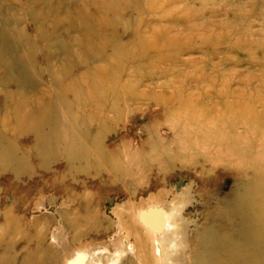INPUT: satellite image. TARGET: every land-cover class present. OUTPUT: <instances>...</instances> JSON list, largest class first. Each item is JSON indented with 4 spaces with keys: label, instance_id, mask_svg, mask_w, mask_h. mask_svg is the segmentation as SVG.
Returning <instances> with one entry per match:
<instances>
[{
    "label": "bare ground",
    "instance_id": "6f19581e",
    "mask_svg": "<svg viewBox=\"0 0 264 264\" xmlns=\"http://www.w3.org/2000/svg\"><path fill=\"white\" fill-rule=\"evenodd\" d=\"M38 1L0 0V175L10 172L19 181L35 172L36 166L48 169L59 163L43 190L56 195L50 200L52 205L66 200L57 213L63 229H70L76 239L93 235L102 215L95 199L98 195L86 189L92 183L102 189L122 184L134 196L137 191H133V186L138 178L146 179L140 168L146 164L129 155L133 148L128 141L127 155L108 143L106 134L111 122L106 120V113L121 116L127 112L129 102L147 98L149 95L137 88L160 71L166 78L162 84L166 92L151 96L159 105H173L165 113L178 118L167 123L189 138L188 143L192 144L184 148L185 152L192 157L203 156L202 165L209 163L212 168L235 166L246 177L241 178L229 201L204 218L187 260L176 252L177 230H171L181 218L176 209L151 208L143 212L140 220L145 232H138L135 238L138 250H145L139 254L141 264H158L151 249L164 264H264V58L257 63L261 74L242 82L255 91L248 94L233 90L234 74L223 69L227 59L212 65L211 57L216 54L210 52L203 65L211 73L208 92L195 96L188 93L192 79L173 69L179 62V50L191 39L188 35H173L174 27L148 26L146 32L133 30L128 42L120 40L117 17L126 15L128 8L141 14L142 4L135 0H88L99 7L95 17L83 9L74 14L69 0H48L43 6ZM146 1V8L156 13L159 5ZM102 10L106 11L104 16L100 15ZM17 11L23 12L20 19L13 13ZM61 11L67 14H58ZM184 11L187 16L182 20L190 34L203 31L204 41L207 45L213 43V47L221 40L214 34L205 38L208 26L194 25L192 20L199 12L190 8ZM65 23L69 25L63 33L70 41L64 44L66 38L62 39L59 30ZM25 24L35 33L20 28ZM245 45L251 47L250 43ZM69 55L73 57L70 63L65 60ZM98 62L105 65L98 66ZM128 63L135 76L126 84L121 77L125 75L123 66ZM81 68H85V84L72 77ZM197 81L206 82L205 78ZM210 98L214 102L206 105L204 100ZM88 113L93 120L86 117ZM152 159L148 156L144 160ZM249 172L251 176L247 175ZM33 212L29 206L22 208L20 214L3 216L0 264L14 260L19 264H42L32 258L38 250L30 249L34 241L32 230L37 227L28 219ZM135 227L134 232L139 231L140 227ZM176 228L179 230V226ZM180 230L185 232V224ZM38 233L45 235L43 230ZM150 240H154L153 246ZM132 245L127 240L126 249L114 253L108 247L95 250L93 255L79 253L68 264H134L132 258H126Z\"/></svg>",
    "mask_w": 264,
    "mask_h": 264
},
{
    "label": "rangeland",
    "instance_id": "374dc122",
    "mask_svg": "<svg viewBox=\"0 0 264 264\" xmlns=\"http://www.w3.org/2000/svg\"><path fill=\"white\" fill-rule=\"evenodd\" d=\"M46 1L48 0H39L38 4L43 6ZM69 1H72L73 9L71 10L74 14L78 9H83L87 14L92 13L96 17L94 12H97L99 7L93 5L92 2L88 0ZM135 1L144 6L142 12L140 11L141 14L138 15L131 11L133 8H128L129 12L127 11L126 15L116 19L119 24L120 40L128 42L131 40L130 34L133 30L139 29L146 32L148 26L158 29L174 27L173 35L189 36L191 39H188L178 52L179 62L173 65L175 73H184L186 77L192 79L188 86V93L200 96L203 92H208L207 79L211 73L210 69L203 65L206 62V56L212 51L216 54L213 58L211 57L212 65L227 59L223 69L234 74H232L233 90L248 94L255 92L252 87L243 86L242 82L261 74L257 63L264 58V0H210L211 3L208 5L202 0H177L175 4H170L165 0H152L154 4L159 5L154 14L146 8V0ZM52 2L57 3L59 0ZM185 8L199 12L192 22L199 27L208 26L205 38H210L214 34L216 39H221L218 43H214V47L213 43L206 44L203 31L190 34V29L186 30L187 26L182 20L187 16ZM13 13L18 19L23 14L22 11ZM105 13L106 11L102 10L100 15L104 16ZM58 14L66 15L67 13L61 11ZM123 24L129 26L128 29H123ZM68 25L65 23L59 30L62 39L66 38L63 43L70 41L63 33ZM20 28L27 30L30 34L35 33L30 25L25 24ZM71 34L74 35V32ZM79 42L80 40L76 41V43ZM247 43H250L251 47L247 48L245 45ZM251 57L254 59L251 60ZM72 59L71 55L65 58L69 63ZM53 62L58 64L59 61ZM96 65L103 67L105 64L98 62ZM84 69L75 71L74 73L77 72L78 75L75 74L72 77L83 80L85 84L87 79L83 78ZM123 71L125 75L121 77V81L128 84L135 76L134 70L128 63L124 64ZM200 78H205L206 82L199 84L197 79ZM165 81L166 78L160 71L155 72L151 78L145 80L137 88L140 93L149 95L147 98L129 102L127 112L121 116L113 112L106 113V120L111 122L108 124L111 129L106 134L108 143L113 145L117 151L127 155L125 147L128 141L133 148V153L129 155L132 158L143 160L146 164L140 165L146 173V179L138 178L139 180L133 186V191H137L134 196H130L129 187L122 184L102 189L97 183H92V186L86 189V192L94 191L98 195L95 199L99 202V211L102 215L93 235L76 239L70 229H63V222L57 213L65 205L66 200H57L58 203L52 205L50 200L55 199L56 195L43 190V187L51 181L50 173L58 169L59 163L52 164L48 169L36 166L35 172L23 176L19 181H16L10 172H3L0 175V221L3 220L4 215L20 214L24 207L30 206L34 209V212L28 215V219L36 222L35 225L38 227L34 230L35 232L32 230L34 241L30 247L32 252L38 250L32 256L35 261H40L42 264H53V261L57 264H68L79 253L93 255L95 250L103 247H108L113 253L116 250H122L126 247L125 241L128 240L133 244V248L126 251V258H132L134 264H141L139 254H143L145 250H141L142 253L138 250L135 238L138 232H145L140 216L151 208L176 209V212L180 214L181 218L176 226H179V230L175 226L171 230H177L175 235L179 245L176 252L187 260L193 237L196 230L199 231L198 228L204 225L206 220L204 218L212 216L215 207L232 198L241 183V178L246 177V173L235 166L212 168L209 163L202 165L203 156L192 157L190 153L185 152L184 148L192 144L188 143L189 138L182 136L180 129L173 128L167 123L178 118L177 115L165 113L166 109L173 105H159L153 99L155 97H152L154 94L157 96V94L166 92L162 89ZM255 84L259 85V81ZM41 88H45V85ZM204 102L206 105H211L214 100L210 98ZM86 117L93 120V115L90 113ZM239 131L243 132V129ZM148 156L153 159L144 160ZM247 175L251 176V173ZM183 224L186 226L185 232L180 230ZM135 226L140 227L139 231L134 232L137 228ZM42 230L45 231L44 236L38 233ZM150 243L153 246L154 240H150ZM150 251L158 264H164L162 258L154 250ZM14 263L19 264L15 260L4 261L2 264Z\"/></svg>",
    "mask_w": 264,
    "mask_h": 264
}]
</instances>
